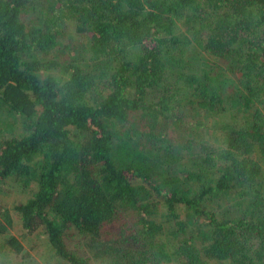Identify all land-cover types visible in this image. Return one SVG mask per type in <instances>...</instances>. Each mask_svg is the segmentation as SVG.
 <instances>
[{
  "label": "trees",
  "instance_id": "obj_1",
  "mask_svg": "<svg viewBox=\"0 0 264 264\" xmlns=\"http://www.w3.org/2000/svg\"><path fill=\"white\" fill-rule=\"evenodd\" d=\"M14 217L60 264H264V0H0L24 259Z\"/></svg>",
  "mask_w": 264,
  "mask_h": 264
},
{
  "label": "rangeland",
  "instance_id": "obj_2",
  "mask_svg": "<svg viewBox=\"0 0 264 264\" xmlns=\"http://www.w3.org/2000/svg\"><path fill=\"white\" fill-rule=\"evenodd\" d=\"M7 195H1L3 203L10 205L12 202L24 200V194L13 187H6L3 190ZM12 227L9 234L14 236L23 246L27 253L26 258L12 255L8 249L0 248V264H60L59 259L51 254L49 246L45 243L44 237H39L36 233L26 235L20 227L16 217L13 218ZM4 237L0 236V246ZM27 259V260H26Z\"/></svg>",
  "mask_w": 264,
  "mask_h": 264
}]
</instances>
